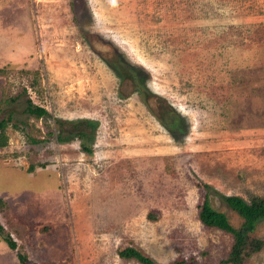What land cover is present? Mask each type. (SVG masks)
<instances>
[{
	"label": "rangeland",
	"instance_id": "obj_1",
	"mask_svg": "<svg viewBox=\"0 0 264 264\" xmlns=\"http://www.w3.org/2000/svg\"><path fill=\"white\" fill-rule=\"evenodd\" d=\"M0 17V118L19 116L0 148L17 245L0 234V264H140L125 246L225 259L234 235L198 212L211 188L239 227L216 193L264 197V0H0ZM251 235L264 241V220Z\"/></svg>",
	"mask_w": 264,
	"mask_h": 264
},
{
	"label": "trees",
	"instance_id": "obj_2",
	"mask_svg": "<svg viewBox=\"0 0 264 264\" xmlns=\"http://www.w3.org/2000/svg\"><path fill=\"white\" fill-rule=\"evenodd\" d=\"M11 100L14 101L15 97H13ZM23 111L25 113L35 115L37 118L49 114L48 110L45 107L36 105L30 99L27 101L26 108H24ZM8 116V118H0V148L8 146L9 136L5 132V130L9 125L10 118H19L18 114L13 113V111H10V113H8ZM88 127H90L89 121H79V124L74 128V131L71 130L72 136L73 134L77 133L79 137L84 140V138L87 136V133L85 131ZM50 133L52 134L51 131ZM32 140L34 146L35 144H39L41 141L39 139ZM58 140L64 142L67 141L68 138L66 136H63L61 131L58 135ZM85 144V141H83L84 149L87 152H91V147H88ZM29 169L30 171H34L35 165H31ZM207 187L209 188L211 186L207 185ZM210 192L208 191V193L206 194L204 206L199 207V219L206 227H216L220 230L234 235L231 250L229 251L226 258L221 260L219 264H245L247 258L262 249V246L264 245V241L262 239L256 237L253 238L251 235V233L256 230L257 226L261 223V221L264 220V197L255 196L253 199L247 200L240 195H227L220 192L216 193V196L219 197V199L223 203L227 204L241 218H243V223L241 224V226L236 227L228 219L225 212L220 211L211 204V202L209 201ZM0 204L4 206L3 204H5V201L3 199H0ZM150 216H152V218H156L153 214H151ZM42 230L43 232L49 231V225L44 226ZM16 232L21 233V230L17 228ZM0 234L12 249L16 248V241L13 239L12 234L5 231V229L1 225ZM118 254L124 260H136L140 264H163L156 260L150 254H148L145 250L136 246H125L119 250ZM18 257L22 263L28 264L27 254L18 252ZM167 264L199 263H195L193 261H189L183 258H177Z\"/></svg>",
	"mask_w": 264,
	"mask_h": 264
},
{
	"label": "crops",
	"instance_id": "obj_3",
	"mask_svg": "<svg viewBox=\"0 0 264 264\" xmlns=\"http://www.w3.org/2000/svg\"><path fill=\"white\" fill-rule=\"evenodd\" d=\"M0 20H1V17H0ZM2 26V25H1ZM26 61H27V59H26ZM12 233H14V231L12 232ZM7 243V242H6ZM11 248V247H10Z\"/></svg>",
	"mask_w": 264,
	"mask_h": 264
}]
</instances>
